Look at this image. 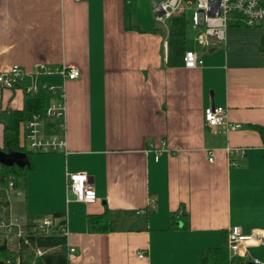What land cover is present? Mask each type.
Returning a JSON list of instances; mask_svg holds the SVG:
<instances>
[{"label":"crops","instance_id":"crops-1","mask_svg":"<svg viewBox=\"0 0 264 264\" xmlns=\"http://www.w3.org/2000/svg\"><path fill=\"white\" fill-rule=\"evenodd\" d=\"M151 1L0 0V72L14 65L23 72L14 89L0 88V150L27 99L47 107L64 84L66 104V151L31 155L34 168L14 194L21 202L12 194L10 208L28 218L61 214L66 254L74 249L69 264H199L229 227L264 231V30L235 21L224 41L196 50L186 31L196 42L201 27L184 14L156 23ZM185 1L193 12V0ZM186 51L202 65L186 69ZM67 66L79 70L76 79H62L58 70ZM211 105L226 107L239 127L206 126ZM46 124L60 133L59 120ZM23 126L18 143L28 151ZM226 147L244 154L228 155ZM77 172L87 174L94 203L66 190L65 174ZM105 211L110 232L88 231L87 216ZM172 215L176 229L168 228ZM249 250L264 263V246Z\"/></svg>","mask_w":264,"mask_h":264},{"label":"built area","instance_id":"built-area-1","mask_svg":"<svg viewBox=\"0 0 264 264\" xmlns=\"http://www.w3.org/2000/svg\"><path fill=\"white\" fill-rule=\"evenodd\" d=\"M130 0H127L129 2ZM192 3L185 0H152L151 9L153 19L160 25L170 17L180 16ZM192 25L201 27V33L196 37L198 45L207 47L212 41L225 40V32L230 23L239 22L246 27H258L264 30V0H193ZM183 65L186 69H193L202 65V60L196 52L186 51L183 57ZM39 72H49V68L38 65ZM58 73L63 80H73L79 76V70L74 66L61 67ZM23 72L18 65H14L8 71L0 72V88L14 89L22 79ZM51 90V88H49ZM62 92L55 102L45 107L44 117L34 114L24 122L23 140L24 146L32 153H64L66 141L62 137L65 125L66 104L64 98V84ZM26 93L35 94V87L25 89ZM49 119H57L60 124V133L46 134L45 125ZM203 119L206 126L216 129L222 128L225 132L239 127L227 119V109L223 106H208L203 110ZM228 155L237 154L242 157L244 148L226 147ZM207 160L213 161L212 151H207ZM231 165L238 163L231 160ZM66 190L71 191L75 200L90 204L95 202V192L89 184L86 173H66ZM21 195L20 189H14L12 177H8L6 188L0 186V195H4L8 205L0 208V246L4 250L18 252L24 249L34 250L39 257L51 248H36V239L41 236H49L53 233L67 237L66 219L55 216L28 218L26 215H18L10 208L11 196ZM68 201V200H66ZM139 213L138 211L136 212ZM226 244L228 256L232 264H264L257 259H250L248 250L253 247L264 246V231L254 229L248 234L242 233L237 226L229 227L226 232ZM74 253L73 248H68V257ZM143 253L138 257L142 258ZM9 264V261H7ZM14 264H20L19 258Z\"/></svg>","mask_w":264,"mask_h":264},{"label":"trees","instance_id":"trees-1","mask_svg":"<svg viewBox=\"0 0 264 264\" xmlns=\"http://www.w3.org/2000/svg\"><path fill=\"white\" fill-rule=\"evenodd\" d=\"M127 6H132V0L126 3ZM128 10L131 9H126ZM260 49L264 51V35L262 36ZM45 105L43 101L38 99H27L24 103V108L20 113L16 115L15 120L10 126L4 129V147L2 151H16L26 153L28 160L30 161L29 167L18 168L16 166L6 167L0 164V186L6 188L8 185V177H12V183L14 189H21L26 181L27 174L34 168L31 162L32 152L26 151L23 147L21 148L18 143V125L20 122H25L34 114L44 117ZM264 139V133L258 129ZM46 134H57L58 129L51 125H45ZM24 141V140H23ZM8 201L4 195H0V208L7 206ZM55 217H61V214H54ZM180 218L186 221L185 215H181ZM112 222L109 219L108 211L100 215H88L87 216V227L91 233H108L111 230ZM176 216L172 215L169 220V229H176ZM181 228H186V223L183 222ZM36 248H58L57 251H50L42 256H35L34 250L24 249L18 252H12L4 250L0 246V264H14L16 259L19 258L20 264H69L65 248V237L59 233H53L49 236H41L36 239ZM199 264H232L229 259L227 244H226V232L221 234L220 245L216 247H209L205 249L200 257Z\"/></svg>","mask_w":264,"mask_h":264},{"label":"water","instance_id":"water-1","mask_svg":"<svg viewBox=\"0 0 264 264\" xmlns=\"http://www.w3.org/2000/svg\"><path fill=\"white\" fill-rule=\"evenodd\" d=\"M0 164L6 167L16 166L18 168L29 167L30 162L23 152H14V151H2L0 150ZM246 264H252L248 262Z\"/></svg>","mask_w":264,"mask_h":264},{"label":"rangeland","instance_id":"rangeland-1","mask_svg":"<svg viewBox=\"0 0 264 264\" xmlns=\"http://www.w3.org/2000/svg\"><path fill=\"white\" fill-rule=\"evenodd\" d=\"M191 13H192V10L190 11V12H184L182 15V17H185L189 22H190V20H191ZM166 21V20H165ZM195 32L194 31H192L191 29H187V31H186V36H185V43H186V45H187V47H190V46H192L193 45V47L196 49V50H200L201 49V47L200 46H197V42H194L193 41V39L195 38ZM15 197H17V196H15L14 194H13V196H12V199H13V202H15L17 199H15ZM19 201H17V202H15V204L16 203H20L21 201H20V199H18ZM259 250H256V249H250L249 250V253L253 256L256 252H258ZM249 254V255H250ZM250 255V256H251Z\"/></svg>","mask_w":264,"mask_h":264}]
</instances>
